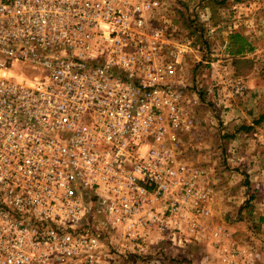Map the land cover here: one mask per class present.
<instances>
[{
	"label": "built area",
	"instance_id": "2783aa9c",
	"mask_svg": "<svg viewBox=\"0 0 264 264\" xmlns=\"http://www.w3.org/2000/svg\"><path fill=\"white\" fill-rule=\"evenodd\" d=\"M156 5L0 0V264H167L210 230ZM210 233L235 262L223 227Z\"/></svg>",
	"mask_w": 264,
	"mask_h": 264
},
{
	"label": "rangeland",
	"instance_id": "374dc122",
	"mask_svg": "<svg viewBox=\"0 0 264 264\" xmlns=\"http://www.w3.org/2000/svg\"><path fill=\"white\" fill-rule=\"evenodd\" d=\"M151 1L152 27L167 26L168 56L179 58L191 99L195 129L183 137L184 158L208 169L213 204L231 202L219 204L214 218L237 221L244 211L252 225L253 208L243 206L263 187L251 178L264 169V0ZM235 33L249 44L242 53L235 52L242 41L231 39ZM167 253L170 264L188 259L184 250Z\"/></svg>",
	"mask_w": 264,
	"mask_h": 264
},
{
	"label": "crops",
	"instance_id": "0c3cea01",
	"mask_svg": "<svg viewBox=\"0 0 264 264\" xmlns=\"http://www.w3.org/2000/svg\"><path fill=\"white\" fill-rule=\"evenodd\" d=\"M258 176L260 179L257 180L256 173L254 172L251 180L262 182L263 187L260 191H257V194L253 198L251 196L250 200L244 203L243 206L244 209L246 207L253 208V210H249V213L254 214L253 220H251L254 223L252 225L247 223V219L249 218L243 215L242 212L244 211H241V217L237 221H223L214 218L219 204L222 207H226L229 205L228 203H231L227 199L217 201L216 205L213 204V214L207 221L210 227L208 233L200 241H195L182 249L186 251L188 259L179 263L175 261L173 264H228L223 261L221 251L212 244L210 231L218 226H222L225 231L222 235L223 247L226 245L224 243L231 244L240 253L239 258L234 264H264V169H262Z\"/></svg>",
	"mask_w": 264,
	"mask_h": 264
},
{
	"label": "trees",
	"instance_id": "16d2710c",
	"mask_svg": "<svg viewBox=\"0 0 264 264\" xmlns=\"http://www.w3.org/2000/svg\"><path fill=\"white\" fill-rule=\"evenodd\" d=\"M235 39V40H237V38H242V41H241V43H240V45L237 47V49H236V53H242V52H244V50L246 49V44H247V46L249 45L248 43H247V41H246V39L245 38H243V37H241L240 35H238L237 33H235V34H233V35H231V39ZM250 49H251V47H249ZM264 119V113L260 116V119H259V121L260 120H263Z\"/></svg>",
	"mask_w": 264,
	"mask_h": 264
}]
</instances>
